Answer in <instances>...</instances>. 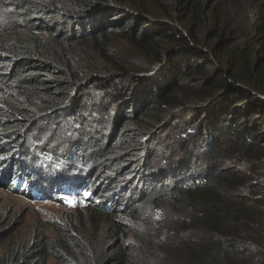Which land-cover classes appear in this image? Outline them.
Here are the masks:
<instances>
[{"label":"trees","instance_id":"obj_1","mask_svg":"<svg viewBox=\"0 0 264 264\" xmlns=\"http://www.w3.org/2000/svg\"><path fill=\"white\" fill-rule=\"evenodd\" d=\"M35 1L0 0L23 17L21 24L5 18L0 28V78L15 85L0 88V126L7 122L12 134L68 115L88 124L84 101L75 99L107 88L101 74L77 65L66 52L70 46L115 64L107 56L109 40L124 39L152 56L159 70L150 76L113 65L116 78L103 75L116 86L130 83L114 92L103 145L91 140L83 149L98 166L116 154L114 174L129 189L123 208L100 200L89 180L83 187L86 210L107 220L110 245L78 242L56 226L55 238L23 243L13 239V223L1 220L0 264H47L51 258L56 264H134L132 247L148 246L151 236L128 230L119 219L140 215L152 202L163 207L168 199L178 206V231L186 232L174 264H264V171L257 169L264 152V0H172L178 22L147 17L137 0ZM231 1L254 12L253 34L227 32L222 16ZM170 41L180 50L165 63L160 50ZM38 143L45 145L34 142L39 149ZM10 166L0 170L6 190L34 200L25 193L36 185L34 174ZM47 186L63 195L58 185Z\"/></svg>","mask_w":264,"mask_h":264},{"label":"rangeland","instance_id":"obj_2","mask_svg":"<svg viewBox=\"0 0 264 264\" xmlns=\"http://www.w3.org/2000/svg\"><path fill=\"white\" fill-rule=\"evenodd\" d=\"M31 2L36 1L31 0ZM137 3V7L141 9L139 12L147 11V17L164 22H178V16L173 12L172 0H137ZM21 11L20 9L18 12L14 6L3 8L0 5V28L6 22L5 18L9 17H13L21 24L23 18ZM222 18L223 26L226 27L227 32H236V37H245L247 34L255 32L253 27L255 15L246 5L233 4L231 1L225 6ZM179 50L180 47L176 42L163 43L160 50L162 62H174L170 57L177 55ZM66 52H69L70 56L77 60V65L84 71L92 70L94 74H101L107 90H103V88L89 89L86 94H83L85 95L83 98L75 99L77 103L84 101L85 109L87 112L89 111L88 124L85 127L81 126L80 119H73L71 115L59 122L35 125L29 130H27L28 128H19L18 131L21 133L19 136L10 132L14 129L7 122L0 126V170L7 172L9 166L13 164V167L21 169L23 174L29 173L32 176L34 174V177L45 182L48 181L46 176L51 172L50 178L54 182L53 184L59 185V189L64 191L63 195H58V193H48L39 186L31 185L29 188L31 190L25 191L35 198L31 200L16 191L8 192L7 185L1 181L3 174L0 171V221L13 223L11 235L13 239L23 243L38 237L55 238L58 234L54 229L56 226L61 232L66 234L69 232L68 235H72L71 238L78 242L109 246L107 220L94 219L92 213L86 210L85 201L89 195L83 194V187L89 180V184L96 189L100 200L106 199V202L107 199L112 200V205H122L123 208H126L124 206L129 201V189L123 182L124 178L114 174L116 167H112V162L117 160L116 154L108 153L105 160H108L109 163L99 165V167L83 149L91 140H93L92 144L89 145H100L101 136L106 134L103 128L105 114L109 112V108L113 109V99L117 98L114 96V92L120 89L122 84V87L130 86L126 79H123L122 81L125 82L119 86L106 81L107 76H113L111 79L117 76L110 71L113 65L122 69L124 73L140 70V73H147L150 76L159 70V66H153L151 62H155V59L152 56L124 39L111 38L109 40L107 56L115 64L105 63L98 55L84 46H70ZM0 69L3 68L0 67ZM108 73L110 75L103 76ZM118 75L124 74L120 72ZM4 86L12 89L15 85L11 82L7 85L5 80L0 78V88H4ZM5 89V91L10 90ZM100 108L104 109L100 111ZM2 118H6V115L3 114ZM42 141L45 145L38 143L41 146L39 149L34 142ZM102 145L101 143L100 146ZM74 147L82 148V150H74ZM40 153L44 154L43 158L46 161L40 160L38 157ZM263 154L260 155L262 160L257 168L261 171H264ZM10 167L12 168V166ZM255 167L257 166L255 165ZM250 168L253 166L250 165ZM74 179L77 181L76 187L72 186ZM34 181L35 179H28V183ZM98 201L94 203L97 204ZM164 201L166 202L163 207L159 202L158 204L152 202L150 205H144L138 211L140 215L129 213L126 218L119 219V224L126 228L129 227L128 230L131 229L130 227L138 233H143L142 231L146 230L145 232L151 236L148 246L132 247L131 253H136L134 264H174L179 259V251L182 248L181 237H184L186 232L178 231L181 226L180 220H178L180 219L178 206L170 199ZM165 204H168V207ZM190 213L191 211L188 210V214ZM7 230L2 234L4 238L10 232V228ZM142 235L145 236L146 233ZM129 242L132 246L134 245L132 239ZM47 264H56V259L51 258Z\"/></svg>","mask_w":264,"mask_h":264},{"label":"clouds","instance_id":"obj_3","mask_svg":"<svg viewBox=\"0 0 264 264\" xmlns=\"http://www.w3.org/2000/svg\"><path fill=\"white\" fill-rule=\"evenodd\" d=\"M38 157H39V156H38ZM36 158H37V157H36ZM35 179H36V182L39 181L38 178L35 177ZM74 180H75V179H74ZM36 184H37V183H36Z\"/></svg>","mask_w":264,"mask_h":264},{"label":"bare ground","instance_id":"obj_4","mask_svg":"<svg viewBox=\"0 0 264 264\" xmlns=\"http://www.w3.org/2000/svg\"><path fill=\"white\" fill-rule=\"evenodd\" d=\"M27 174H29V173H27ZM32 174H33V172H32ZM39 181H42V179H38ZM45 182V181H44ZM47 182V181H46Z\"/></svg>","mask_w":264,"mask_h":264}]
</instances>
